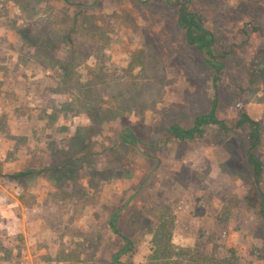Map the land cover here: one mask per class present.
Wrapping results in <instances>:
<instances>
[{
	"label": "rangeland",
	"instance_id": "obj_1",
	"mask_svg": "<svg viewBox=\"0 0 264 264\" xmlns=\"http://www.w3.org/2000/svg\"><path fill=\"white\" fill-rule=\"evenodd\" d=\"M71 1L0 0V264H108L120 241L107 220L124 205L127 219L137 212L153 226L165 215L177 249L264 264L245 130L211 125L206 139L149 156L116 145L124 126L153 139L171 118L187 124L211 108L212 82L176 10ZM192 3L231 50L216 114L261 123L264 163V71H253L264 64V0ZM17 171L32 172L6 176ZM132 237L137 253L123 260L148 264L152 234Z\"/></svg>",
	"mask_w": 264,
	"mask_h": 264
},
{
	"label": "trees",
	"instance_id": "obj_2",
	"mask_svg": "<svg viewBox=\"0 0 264 264\" xmlns=\"http://www.w3.org/2000/svg\"><path fill=\"white\" fill-rule=\"evenodd\" d=\"M68 4L78 5L71 0H64ZM147 4L150 0H137ZM170 9L176 10V26L182 32L185 43L193 47L207 71L214 88V98L211 108L195 114L187 124H183L178 117L171 118L167 125L159 129L157 138L144 139L134 132L130 126H124L116 135V145L126 151L137 150L144 156L149 151L159 150L171 143L195 142L206 139L209 126H215L219 131L228 133L235 130H245L244 154L250 170L251 189L258 197L257 209L264 223V191L262 189L264 176V163L258 154L263 127L261 123L241 111L234 121H227L217 116V86L226 75L225 60L231 50L220 49L214 32L205 24L200 11L193 7L192 0H157ZM136 59L139 56L136 55ZM255 71H264V64H258ZM32 171H17L6 174L12 180H19ZM125 206V205H124ZM118 206L111 212L107 224L110 232L120 241L119 248L112 252L108 264H127L123 259L130 258L137 253L138 245L132 237L136 230L143 228L152 236L153 249L148 264H238L232 260L222 259L216 255H207L199 252L197 248L177 249L171 237V221L165 215L154 226L146 223L135 212L134 216L126 218L123 207ZM125 208V207H124Z\"/></svg>",
	"mask_w": 264,
	"mask_h": 264
}]
</instances>
